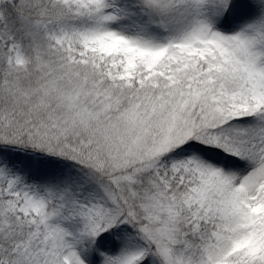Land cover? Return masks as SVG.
Wrapping results in <instances>:
<instances>
[{
    "label": "snow or ice",
    "instance_id": "1",
    "mask_svg": "<svg viewBox=\"0 0 264 264\" xmlns=\"http://www.w3.org/2000/svg\"><path fill=\"white\" fill-rule=\"evenodd\" d=\"M0 264H264V0H0Z\"/></svg>",
    "mask_w": 264,
    "mask_h": 264
}]
</instances>
